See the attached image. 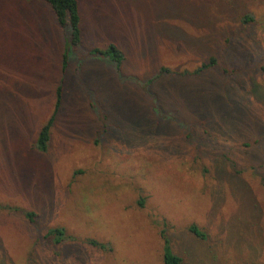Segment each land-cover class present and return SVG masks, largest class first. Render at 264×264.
Segmentation results:
<instances>
[{
  "label": "rangeland",
  "instance_id": "rangeland-1",
  "mask_svg": "<svg viewBox=\"0 0 264 264\" xmlns=\"http://www.w3.org/2000/svg\"><path fill=\"white\" fill-rule=\"evenodd\" d=\"M76 2L0 0V264H264V0Z\"/></svg>",
  "mask_w": 264,
  "mask_h": 264
},
{
  "label": "trees",
  "instance_id": "trees-1",
  "mask_svg": "<svg viewBox=\"0 0 264 264\" xmlns=\"http://www.w3.org/2000/svg\"><path fill=\"white\" fill-rule=\"evenodd\" d=\"M49 7L51 8L55 20L60 28L68 27L70 31V43L74 47L78 46L80 43V18L78 11V4L76 0H44ZM92 54L95 55H105L110 56L119 66L123 60V56L121 52L114 46L111 45L108 48L101 50L96 49ZM214 65V60L209 61L208 64H204L200 69L196 70V72H201L204 69L209 68ZM168 72L167 69H161L160 73ZM55 104L52 115L46 121V123L40 128L35 148L38 151H45L47 149V144L49 141V133L52 123L54 121L55 115L60 107L61 98H62V89L58 87L55 92ZM30 217V216H29ZM192 232H195L194 229H191ZM196 233V232H195ZM198 237H202L203 235H197ZM164 264H181V259L175 255H171L170 253H165L163 257Z\"/></svg>",
  "mask_w": 264,
  "mask_h": 264
}]
</instances>
